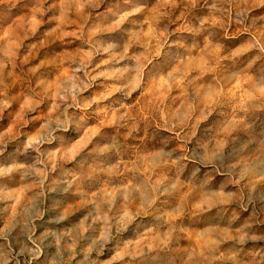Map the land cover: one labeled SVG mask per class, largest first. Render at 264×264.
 I'll use <instances>...</instances> for the list:
<instances>
[{
  "label": "clouds",
  "instance_id": "obj_1",
  "mask_svg": "<svg viewBox=\"0 0 264 264\" xmlns=\"http://www.w3.org/2000/svg\"><path fill=\"white\" fill-rule=\"evenodd\" d=\"M0 264H264V0H0Z\"/></svg>",
  "mask_w": 264,
  "mask_h": 264
}]
</instances>
